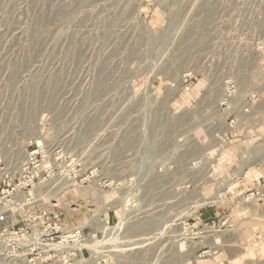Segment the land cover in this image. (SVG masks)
<instances>
[{
    "label": "rangeland",
    "instance_id": "374dc122",
    "mask_svg": "<svg viewBox=\"0 0 264 264\" xmlns=\"http://www.w3.org/2000/svg\"><path fill=\"white\" fill-rule=\"evenodd\" d=\"M35 144L0 264H264V0H0V192Z\"/></svg>",
    "mask_w": 264,
    "mask_h": 264
},
{
    "label": "built area",
    "instance_id": "2783aa9c",
    "mask_svg": "<svg viewBox=\"0 0 264 264\" xmlns=\"http://www.w3.org/2000/svg\"><path fill=\"white\" fill-rule=\"evenodd\" d=\"M234 93L235 89L233 87L229 89L227 98L222 102V105H225L228 98ZM31 147L32 150L27 151V158L23 164L21 172L16 175L14 179L6 177L3 180V185L5 188L0 192V205H5L6 202H10L18 192H30L32 188H34V182L36 179H38V176L41 174V172H43L45 169L48 170L47 161L50 152L46 151V149L41 145L35 144V146L32 145ZM51 234L52 233L44 235L42 234L44 243L49 244L55 242L54 237Z\"/></svg>",
    "mask_w": 264,
    "mask_h": 264
},
{
    "label": "bare ground",
    "instance_id": "6f19581e",
    "mask_svg": "<svg viewBox=\"0 0 264 264\" xmlns=\"http://www.w3.org/2000/svg\"><path fill=\"white\" fill-rule=\"evenodd\" d=\"M26 161V160H25ZM22 167L23 165L21 163H19L17 165V169H15V172L14 173H9L8 176L10 177H13L15 176L16 174L20 173L21 170H22ZM7 175H1V180H3ZM64 183V182H63ZM68 183V181H65V183L63 185H66ZM64 187V186H62ZM44 190H43V186L42 185H37L32 191L30 192H19V196L18 198L16 199V201L18 202V204L20 205H24L26 203H33V202H36L38 199H41L42 196L44 195ZM20 197V198H19ZM39 201V200H38ZM82 231H78L76 235H79ZM72 235L74 234V232H71ZM69 236V235H68ZM75 236V235H74ZM71 237V236H70ZM39 241V240H38ZM41 242H44V239H42L40 241ZM38 243V242H37ZM23 244V243H22ZM21 245V244H20ZM42 245V244H41ZM10 246V245H9ZM30 245H26V247H29ZM45 246V245H44ZM82 246H72V245H68L66 243L64 244H58L56 246H52V248L56 249L57 252L59 253H62L64 252V250H71V251H75L76 249H81ZM28 251V249H26V252ZM25 252V254H26Z\"/></svg>",
    "mask_w": 264,
    "mask_h": 264
}]
</instances>
